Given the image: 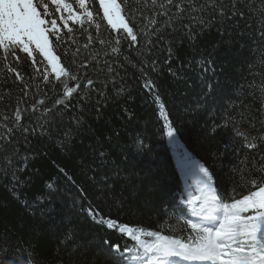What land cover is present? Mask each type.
I'll return each instance as SVG.
<instances>
[{"label": "snow or ice", "instance_id": "6c2138e0", "mask_svg": "<svg viewBox=\"0 0 264 264\" xmlns=\"http://www.w3.org/2000/svg\"><path fill=\"white\" fill-rule=\"evenodd\" d=\"M74 3L78 7L67 0H0V65L4 79L0 106L8 109L12 101L9 83L18 90L14 106L0 112V187L33 219L53 221L61 216L65 229L62 235L69 243L70 234L75 238V227L68 228L73 219L87 218L90 224L125 237L123 244L112 242L110 237L104 241L116 258L114 264H172L169 257L207 264H264V116L243 105L242 111L234 110L223 123L206 129L205 139L210 142L224 127L231 126L233 137L220 150L210 151L203 158L205 163L186 151L178 158L181 173L190 172L200 184L199 195L185 199L181 193L174 212L177 223L190 229L187 236L181 239L162 235L161 231H145L120 222L119 215L104 212L105 206L109 210L123 207V199L117 201L114 197L120 175L113 166V157L128 159L121 129L136 119L126 103L118 102L133 101L132 91L136 90L164 109V97L171 85L196 87L189 75L195 72L199 76V99L189 110L205 109L210 98L218 94L217 69L223 74L226 67L217 52L220 47H230L231 40L221 39L207 51L201 46L204 34L215 28L223 36L238 26L234 22L243 20L242 35L251 32L250 39L258 46L264 44V0L259 6L254 0H135V7L128 0H98V9L92 0ZM252 18L257 21L255 29L248 23ZM100 21H106L119 35L100 39ZM76 32L86 34L83 49L91 50L98 44L109 50L103 57L99 53L90 59L86 56L74 71L56 52L62 49L68 56L64 45L70 42L76 46L72 53L75 63L81 54L73 35ZM26 61H30L31 73L25 70ZM93 64L99 69L95 79L82 71ZM49 68L59 84L52 83ZM205 73L216 79H209ZM37 79L46 87L51 84L62 88L54 95L44 93V98L33 99L42 91L34 83ZM260 93L264 106V87ZM110 104H118L119 127L107 114ZM160 131L169 143L177 142L179 129L175 121L169 120ZM237 140L242 147H237ZM134 145L137 153L145 151L142 134H136ZM242 150L249 153L243 167L233 166L221 177L215 161ZM53 151L67 160L62 165L51 161L57 176L44 180V193L29 199L24 188L34 179H43L40 168L32 165L50 159ZM237 173L242 174L247 188L233 179ZM224 178L234 184L231 195L217 194ZM61 224H50L51 232L55 234ZM145 236L153 239H142ZM0 252L6 256L7 248L0 245Z\"/></svg>", "mask_w": 264, "mask_h": 264}, {"label": "trees", "instance_id": "16d2710c", "mask_svg": "<svg viewBox=\"0 0 264 264\" xmlns=\"http://www.w3.org/2000/svg\"><path fill=\"white\" fill-rule=\"evenodd\" d=\"M78 7L74 0H67ZM120 2V0H118ZM257 6L260 0H254ZM95 8L98 9V0H92ZM128 3L135 7V0H128ZM102 15V13H101ZM139 12L136 13V22L139 24ZM59 23V21H58ZM100 39L110 40L113 36L119 35L117 30L111 29L106 21H100ZM238 26L229 29L223 36L212 29L210 33H205L202 47L211 51L212 47L221 39L231 40L230 47H220L217 57L224 59L226 67L224 73L217 69L220 87L218 94L210 98L207 107L199 111H191L196 107L199 99V76L193 72L190 73L191 83L196 87L189 88L183 83L173 84L168 89L166 107L161 109L158 104L145 93L133 90V101H120L126 103L136 116V119L121 129L122 144L125 145V151L128 153V159L125 160L119 155H114V167L119 170L120 178L115 183L114 197L117 201L123 199V207L117 209L113 207L109 210L104 207V212H111L113 217L119 215L120 222L129 223L132 227L143 228L145 231H161L162 235H174L183 239L190 232V229L182 227L177 223L175 210L179 206V197L184 193L185 199L189 195L200 194V184L196 177L190 172L181 173L178 168V158L181 152L191 153L192 157L200 163H205L203 158L207 157L210 151H217L221 146L232 140L233 132L231 126L218 130L213 141L205 139L206 129L214 123H223L229 113L240 112V105L245 109H251L252 112L264 116V106L261 105L260 89L264 87V44L257 45L255 40L250 39L252 34L242 35L244 32L245 21L238 20L234 22ZM252 29L257 26V21L252 18L248 21ZM93 35L96 31L92 29ZM77 39V44L81 46V54L75 58L72 63V53H75L76 46L66 43L64 47L68 48L69 55H63L62 49H58L56 54L61 56L65 66L71 65L75 71L85 62V57L89 59L91 55L99 53L103 57L107 47H101L98 44L91 50H85L82 45L86 43V34L79 32L73 34ZM65 41H68L67 36ZM126 47V45H125ZM226 53L225 56L221 54ZM199 59V57H197ZM46 63V62H45ZM30 61L24 63L25 70L32 72ZM43 67V65H42ZM96 78L99 71L94 64L88 68L82 69ZM50 79L53 84L60 82L55 80L49 68ZM209 79L211 73H205ZM34 83L39 84L42 91L36 94L33 99L44 98V93L49 96L56 94L62 88H53L51 84L47 87L42 80L37 79ZM129 83H132L129 81ZM4 84L2 65H0V85ZM12 101L9 102L8 109L0 106V112L9 110L14 106L18 90L12 88ZM4 88L0 87V92ZM118 104H110L107 114L112 116L113 124L117 127L121 121L116 119V113L119 111ZM169 120L175 121V126L179 129L177 133V142L169 143V139L162 135L160 129ZM237 123H240L237 117ZM247 127V122H244ZM257 127L259 125L257 124ZM106 131L107 129H102ZM137 133L142 134L144 138L145 151L137 153L134 145V138ZM237 147H242L239 140L236 141ZM247 151L242 150L237 154L232 152L220 157L215 161V168L221 177L233 166L243 167L244 157L248 156ZM258 158V157H257ZM58 164L66 162L67 158H62L58 152H51L50 159H44L36 162L32 167L40 168V175L43 179H34L33 183L24 188V192L29 199H33L44 193V180L53 179L57 176V170L52 166L51 161ZM74 166V159L73 165ZM27 175V173H25ZM24 177L22 176V179ZM233 179L240 183L244 188L242 174L237 173ZM190 185V186H189ZM234 184L232 180L224 178L217 193L221 195L227 192L232 194ZM241 189H237L239 193ZM246 194V192H245ZM237 198H239L237 196ZM225 202H230L225 200ZM4 205H7L4 207ZM60 205L57 204V208ZM190 211V208L188 209ZM73 216L75 214L73 213ZM61 216H57L53 221H39L28 216L19 203L12 199L11 194L3 187H0V245L7 248V254L0 252V264H114L115 257L111 254L106 239L111 238L112 242L125 243L126 238L116 233H112L102 227L90 224L87 218L73 219V224L68 228L75 227V238L71 234L69 243L65 241L62 232L65 230L61 224ZM50 224H61L53 234L50 230ZM34 230L36 234L34 235ZM145 240H151L150 237H142ZM131 244V241H127ZM80 244L86 245L79 247ZM176 263V262H175Z\"/></svg>", "mask_w": 264, "mask_h": 264}, {"label": "bare ground", "instance_id": "6f19581e", "mask_svg": "<svg viewBox=\"0 0 264 264\" xmlns=\"http://www.w3.org/2000/svg\"><path fill=\"white\" fill-rule=\"evenodd\" d=\"M175 262H176L177 264H184V263L187 262V261L182 260V258H176V259H175Z\"/></svg>", "mask_w": 264, "mask_h": 264}]
</instances>
